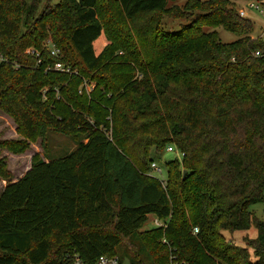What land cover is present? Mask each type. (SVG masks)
Listing matches in <instances>:
<instances>
[{"label": "trees", "instance_id": "16d2710c", "mask_svg": "<svg viewBox=\"0 0 264 264\" xmlns=\"http://www.w3.org/2000/svg\"><path fill=\"white\" fill-rule=\"evenodd\" d=\"M170 1L0 0V109L26 139L0 148L46 146L50 131L78 141L60 158L34 157L1 190L0 264H66L74 250L130 264H264V221L250 210L264 200V37L237 0ZM165 16L189 24L166 31ZM169 145L182 155L164 185L152 152ZM151 214L165 225L141 232ZM252 227L245 245L225 234Z\"/></svg>", "mask_w": 264, "mask_h": 264}, {"label": "rangeland", "instance_id": "374dc122", "mask_svg": "<svg viewBox=\"0 0 264 264\" xmlns=\"http://www.w3.org/2000/svg\"><path fill=\"white\" fill-rule=\"evenodd\" d=\"M58 0H53V2ZM251 0H237L236 5L239 8L246 11V17L250 18L254 23V31L252 33L253 36H263L264 37V0H252L258 3L263 10L250 8L248 6V2ZM187 2V0H171L170 5H179L182 6ZM189 24V21L186 18H170L165 16L162 22V26L164 30L175 32L179 31L184 25ZM205 31H217L222 42H232L239 38L235 33L226 30L222 26H218L216 28L213 27H204ZM108 43L107 37L105 33L94 42V48L97 54H99L104 46ZM46 45L51 47V50L58 49L54 47L53 43L49 40L45 42ZM31 49H27V52H30ZM59 50V49H58ZM60 52V51H59ZM57 54L54 55H58ZM53 54V53H52ZM70 73V72H67ZM86 88L91 90V83L86 81ZM111 132V131H110ZM109 132V133H110ZM0 140H26L25 137L17 131V124L14 119L3 112L0 109ZM28 147L22 152H13L11 149L2 147L0 148V157H5L7 162V168L10 172L9 177L0 176V192L6 186V184L10 181H15L21 178L32 166V162L34 157L38 156L45 160H53L56 158H60L71 152L78 145V141L71 135H65L62 133H57L54 131H50L48 133L46 146L42 142V138H37L36 140H29ZM162 152L158 153L153 150L152 157L153 160H156L159 167L161 168V172L156 170H150V173L159 179L160 181L167 179V162L174 159L175 157L181 158V155L177 151L169 152L167 148L161 150ZM164 185L166 182H163ZM250 210L254 211L256 216L264 221V200L261 202L253 203L250 206ZM165 222L158 219L157 216L151 214L148 218V221L141 228V232L150 230L155 227L164 226ZM227 238L233 243L238 245H245L246 240L245 237L253 238L257 236V229L252 227L250 231H236L234 234H230L229 232H225ZM166 241V240H164ZM251 253L253 255V250L251 249ZM124 264H130L128 258L124 260Z\"/></svg>", "mask_w": 264, "mask_h": 264}, {"label": "built area", "instance_id": "2783aa9c", "mask_svg": "<svg viewBox=\"0 0 264 264\" xmlns=\"http://www.w3.org/2000/svg\"><path fill=\"white\" fill-rule=\"evenodd\" d=\"M248 6L250 8H254L263 12L260 5L252 0L248 2ZM239 12L242 16L246 15V11L243 9H241ZM58 52H59L58 49L52 50L53 54H57ZM257 54H259V52ZM54 69L62 72H70L71 70L69 67H67L65 64L61 62L56 63ZM167 151L169 152L175 151V146L169 145L167 147ZM151 169L161 172V168L159 167L156 160H152ZM165 181L166 180H163L162 182ZM198 231L199 228L195 227L194 232L197 233ZM66 264H124V262L118 256H110L106 254H102L98 256L95 260L90 261L85 259L78 251L74 250L73 252H70L66 255Z\"/></svg>", "mask_w": 264, "mask_h": 264}, {"label": "water", "instance_id": "95a60500", "mask_svg": "<svg viewBox=\"0 0 264 264\" xmlns=\"http://www.w3.org/2000/svg\"><path fill=\"white\" fill-rule=\"evenodd\" d=\"M185 175H186V171H184V173H183V176L185 177Z\"/></svg>", "mask_w": 264, "mask_h": 264}]
</instances>
